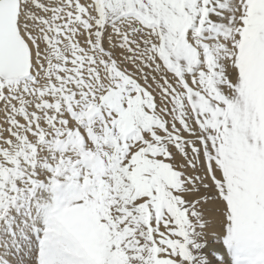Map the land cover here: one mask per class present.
Returning a JSON list of instances; mask_svg holds the SVG:
<instances>
[{
	"label": "snow or ice",
	"instance_id": "1",
	"mask_svg": "<svg viewBox=\"0 0 264 264\" xmlns=\"http://www.w3.org/2000/svg\"><path fill=\"white\" fill-rule=\"evenodd\" d=\"M0 264H264V0H0Z\"/></svg>",
	"mask_w": 264,
	"mask_h": 264
}]
</instances>
